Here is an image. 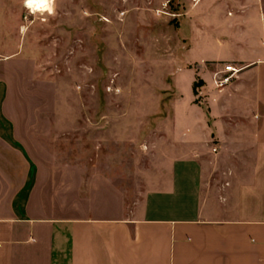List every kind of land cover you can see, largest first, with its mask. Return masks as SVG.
<instances>
[{
	"label": "crops",
	"instance_id": "obj_1",
	"mask_svg": "<svg viewBox=\"0 0 264 264\" xmlns=\"http://www.w3.org/2000/svg\"><path fill=\"white\" fill-rule=\"evenodd\" d=\"M12 1L0 0V264H264V0L190 6L172 29L175 68L101 115L113 166L129 170L91 174L55 141L78 115L37 108L40 47ZM166 31L155 55L172 58ZM227 63L240 70L220 87Z\"/></svg>",
	"mask_w": 264,
	"mask_h": 264
},
{
	"label": "rangeland",
	"instance_id": "obj_2",
	"mask_svg": "<svg viewBox=\"0 0 264 264\" xmlns=\"http://www.w3.org/2000/svg\"><path fill=\"white\" fill-rule=\"evenodd\" d=\"M193 4L196 0H55L51 13L31 14L24 0L23 8L16 6L15 0L10 2L11 12L18 10L25 22L24 33L31 31L40 47L30 82L38 96L37 108L57 113L70 109L78 115L71 131L57 132L55 141L72 144L63 154L74 162L82 160L85 172L129 170L127 160L113 166L112 154L117 157V150L107 144L111 143L107 139L111 119L101 115H110L118 106L127 109L124 95L129 88L136 92L149 77L160 83L166 70L175 68L173 62L181 56L182 46L172 29L180 27ZM165 30L173 34L172 58L170 54L155 55L163 42L160 31ZM145 58L149 61L146 68L139 64ZM196 84L197 89L201 80ZM128 152L134 154L121 145L119 153L124 159Z\"/></svg>",
	"mask_w": 264,
	"mask_h": 264
},
{
	"label": "built area",
	"instance_id": "obj_3",
	"mask_svg": "<svg viewBox=\"0 0 264 264\" xmlns=\"http://www.w3.org/2000/svg\"><path fill=\"white\" fill-rule=\"evenodd\" d=\"M239 70L240 67H235L231 63L224 64L222 69L215 72V83L220 87L227 85L233 81ZM214 150H216V148H214Z\"/></svg>",
	"mask_w": 264,
	"mask_h": 264
},
{
	"label": "clouds",
	"instance_id": "obj_4",
	"mask_svg": "<svg viewBox=\"0 0 264 264\" xmlns=\"http://www.w3.org/2000/svg\"><path fill=\"white\" fill-rule=\"evenodd\" d=\"M54 4L55 0H24V5L31 14L37 11H48L51 13L54 10Z\"/></svg>",
	"mask_w": 264,
	"mask_h": 264
},
{
	"label": "trees",
	"instance_id": "obj_5",
	"mask_svg": "<svg viewBox=\"0 0 264 264\" xmlns=\"http://www.w3.org/2000/svg\"><path fill=\"white\" fill-rule=\"evenodd\" d=\"M196 86H197V84H195V90H196Z\"/></svg>",
	"mask_w": 264,
	"mask_h": 264
}]
</instances>
